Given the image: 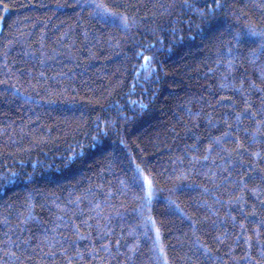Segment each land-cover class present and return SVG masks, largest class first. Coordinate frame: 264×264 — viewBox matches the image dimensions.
<instances>
[{
    "label": "trees",
    "instance_id": "obj_1",
    "mask_svg": "<svg viewBox=\"0 0 264 264\" xmlns=\"http://www.w3.org/2000/svg\"><path fill=\"white\" fill-rule=\"evenodd\" d=\"M0 21V264H264V0Z\"/></svg>",
    "mask_w": 264,
    "mask_h": 264
},
{
    "label": "snow or ice",
    "instance_id": "obj_2",
    "mask_svg": "<svg viewBox=\"0 0 264 264\" xmlns=\"http://www.w3.org/2000/svg\"><path fill=\"white\" fill-rule=\"evenodd\" d=\"M96 7H97V10L102 11V12H104V13H108V12L111 11V9H108L106 5H98V6H96ZM137 168H139V166H137ZM144 180H147V178L144 177ZM149 195H150V194H149Z\"/></svg>",
    "mask_w": 264,
    "mask_h": 264
},
{
    "label": "rangeland",
    "instance_id": "obj_3",
    "mask_svg": "<svg viewBox=\"0 0 264 264\" xmlns=\"http://www.w3.org/2000/svg\"><path fill=\"white\" fill-rule=\"evenodd\" d=\"M1 27H2V23H1V21H0V30H1Z\"/></svg>",
    "mask_w": 264,
    "mask_h": 264
}]
</instances>
